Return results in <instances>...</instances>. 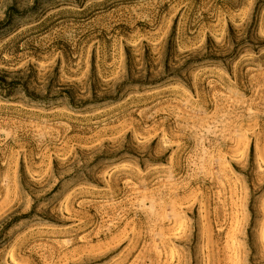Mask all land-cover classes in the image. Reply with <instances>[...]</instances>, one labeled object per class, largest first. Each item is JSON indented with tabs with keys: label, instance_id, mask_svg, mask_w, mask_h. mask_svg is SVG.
Listing matches in <instances>:
<instances>
[{
	"label": "rangeland",
	"instance_id": "obj_1",
	"mask_svg": "<svg viewBox=\"0 0 264 264\" xmlns=\"http://www.w3.org/2000/svg\"><path fill=\"white\" fill-rule=\"evenodd\" d=\"M0 264H264V0H0Z\"/></svg>",
	"mask_w": 264,
	"mask_h": 264
}]
</instances>
